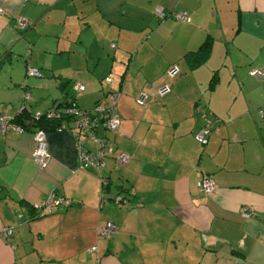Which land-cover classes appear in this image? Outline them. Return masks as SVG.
I'll return each mask as SVG.
<instances>
[{
  "label": "crops",
  "instance_id": "obj_1",
  "mask_svg": "<svg viewBox=\"0 0 264 264\" xmlns=\"http://www.w3.org/2000/svg\"><path fill=\"white\" fill-rule=\"evenodd\" d=\"M0 9V117L12 126L23 106L90 111L118 92L117 133L97 136L128 157L80 169L63 123L46 133L40 170L32 132H0V264H264V78L248 76L264 70V0H0ZM206 40L207 56L187 59ZM164 84L163 98L136 104ZM203 128L206 145L195 139ZM79 143L96 152L91 139ZM202 177L212 193L197 188ZM49 194L69 206L34 210ZM105 223L117 227L108 239L98 235Z\"/></svg>",
  "mask_w": 264,
  "mask_h": 264
},
{
  "label": "built area",
  "instance_id": "obj_2",
  "mask_svg": "<svg viewBox=\"0 0 264 264\" xmlns=\"http://www.w3.org/2000/svg\"><path fill=\"white\" fill-rule=\"evenodd\" d=\"M2 10L0 9V14ZM156 17H158L161 21L165 19L164 14L162 13L161 9H156ZM174 20L181 23L190 24V18L183 12H176L173 14ZM17 24L20 27H25L27 24L22 19L19 18L17 20ZM112 47H114L112 45ZM179 73V69L176 65L170 66L166 72L165 77L169 80L174 79L177 77ZM27 74L29 76L35 77L37 72L34 69L28 68ZM248 76L253 79H261L264 78V70L263 69H251L248 72ZM106 83H110V77H106ZM75 91H83L84 86L81 84H75L73 86ZM170 92L169 84H164L156 89L153 93H148L146 91H141L138 96L136 97V104L138 106H144L146 101L153 99L154 97L163 98ZM120 93L111 91L107 94L105 103L103 105H96L90 111H84L79 108L70 107L66 111H64L65 115H68L72 118V122L70 123L69 127H62L61 129H66L70 132L74 138L76 139V148H77V156L79 159V168L85 169L89 167H93L98 171H102L105 168L106 161L108 159L114 160L120 165H125L128 161V157L122 153L117 151L113 148L110 141L107 138H98L97 132L99 130L103 131L104 133H111L116 134L117 129L119 126V119L115 114V104L119 97ZM26 107H22L18 114L22 112L23 109ZM29 112V111H28ZM17 114V115H18ZM260 116H263V110L259 111ZM45 116L46 118L52 117V113H35L32 117L37 120L40 117ZM9 125L8 121H5L3 117H0V132L2 134L5 133L6 129ZM13 130L16 132H24L19 127L12 125ZM33 139L35 143V149L32 155L33 161L37 165L40 170L46 168L49 162V153L47 151V143H46V133L42 130H34L33 132ZM209 130L208 129H201L196 135L195 139L201 145H206L208 142ZM84 138L86 140L91 139L97 146L95 153H86L82 149V145L79 143V139ZM105 182V179H102V183ZM197 188L202 191L203 193L210 194L214 191L215 186L212 179L208 177H202L197 182ZM114 202L118 203H125L126 201L122 196H117L114 198ZM69 201L63 198H57L54 195L49 194L44 203L39 205H35L33 207L34 210H40V214L45 213L49 214L54 209L59 207H67L69 206ZM243 214L246 215L247 212L242 210ZM117 231V227L112 223H105L102 227L98 228V235L101 238L108 239ZM12 232L10 227H3L1 233L4 238H7ZM92 250H95L94 248Z\"/></svg>",
  "mask_w": 264,
  "mask_h": 264
},
{
  "label": "trees",
  "instance_id": "obj_3",
  "mask_svg": "<svg viewBox=\"0 0 264 264\" xmlns=\"http://www.w3.org/2000/svg\"><path fill=\"white\" fill-rule=\"evenodd\" d=\"M176 13V12H175ZM210 49V41H204L196 52H191L186 55L187 59L194 61L195 63L199 60H203L207 56V53ZM70 107H76L71 103L60 104L54 108L50 113L52 117L46 118L45 116L40 117L35 120L28 109L24 108L21 113H19L13 120L12 123L14 126L19 127L22 131L33 132L34 130H42L45 133L57 131L63 123L68 125L72 122V118L64 114ZM33 215V214H32ZM31 215V219L35 218ZM39 216V215H38Z\"/></svg>",
  "mask_w": 264,
  "mask_h": 264
}]
</instances>
